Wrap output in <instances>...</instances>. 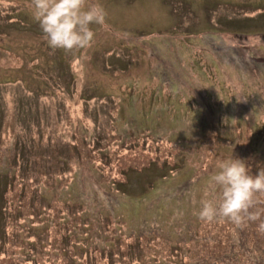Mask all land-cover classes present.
<instances>
[{
	"label": "rangeland",
	"instance_id": "1",
	"mask_svg": "<svg viewBox=\"0 0 264 264\" xmlns=\"http://www.w3.org/2000/svg\"><path fill=\"white\" fill-rule=\"evenodd\" d=\"M91 3L65 53L0 0V264H264V194L197 215L219 163L264 169V0Z\"/></svg>",
	"mask_w": 264,
	"mask_h": 264
},
{
	"label": "clouds",
	"instance_id": "2",
	"mask_svg": "<svg viewBox=\"0 0 264 264\" xmlns=\"http://www.w3.org/2000/svg\"><path fill=\"white\" fill-rule=\"evenodd\" d=\"M31 15L52 49L72 53L92 45L96 35L92 25L104 24L108 14L91 0H31ZM218 168L210 183L218 189L219 197L203 200L198 217L205 222L227 220L236 226L259 219L250 209L257 194H264V169L252 175L242 160L232 157ZM257 231L264 232V221Z\"/></svg>",
	"mask_w": 264,
	"mask_h": 264
},
{
	"label": "trees",
	"instance_id": "3",
	"mask_svg": "<svg viewBox=\"0 0 264 264\" xmlns=\"http://www.w3.org/2000/svg\"><path fill=\"white\" fill-rule=\"evenodd\" d=\"M261 221H264V219H261L260 221H258V224L261 222ZM258 224L255 226L254 228V231H253V235H258V231H257V227H258ZM263 233V232H262Z\"/></svg>",
	"mask_w": 264,
	"mask_h": 264
}]
</instances>
